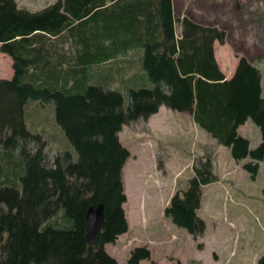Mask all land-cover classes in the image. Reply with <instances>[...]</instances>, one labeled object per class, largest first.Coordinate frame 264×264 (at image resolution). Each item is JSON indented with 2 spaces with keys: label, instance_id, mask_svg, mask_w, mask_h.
I'll use <instances>...</instances> for the list:
<instances>
[{
  "label": "trees",
  "instance_id": "trees-1",
  "mask_svg": "<svg viewBox=\"0 0 264 264\" xmlns=\"http://www.w3.org/2000/svg\"><path fill=\"white\" fill-rule=\"evenodd\" d=\"M214 40L224 35L178 20L173 0H55L37 11L0 0V52L13 72L0 79V264H117L104 245L127 229L122 170L129 151L118 133L161 106L189 114L235 162L248 159L243 169L255 178L264 160L260 73L240 57L225 79ZM30 100L53 104L67 141L52 165L42 134L28 126ZM248 119L260 132L253 149L237 134ZM200 160L163 211L194 238L204 229L202 187L218 181L210 159ZM100 203L104 227L90 246L84 215ZM148 258L146 247H135L127 264ZM255 264H264V252Z\"/></svg>",
  "mask_w": 264,
  "mask_h": 264
},
{
  "label": "rangeland",
  "instance_id": "rangeland-1",
  "mask_svg": "<svg viewBox=\"0 0 264 264\" xmlns=\"http://www.w3.org/2000/svg\"><path fill=\"white\" fill-rule=\"evenodd\" d=\"M54 1L15 0L18 7L30 11ZM173 6L178 20L189 17L224 35L219 52L225 79L232 76L240 57L259 70L264 98V0H173ZM133 72H126L124 79ZM11 75V59L0 52V78ZM117 86L115 83L113 87ZM27 106L28 126L42 134V153L52 165L67 143L54 124V106L32 100ZM248 123L253 128L242 127L237 134L253 149L260 143V132L251 120ZM118 138L130 152L122 170L123 193L128 197L125 210L122 206L127 229L114 243L104 245V251L117 264H127L137 246L149 251V258L139 264H255L264 252V161L252 179L243 169L248 159L235 162L228 148L195 125L189 114L164 106L146 120L122 125ZM204 158L210 159L218 181L202 190L197 215L204 229L194 238L162 216L172 193L187 187L192 165ZM141 195L145 212L139 210Z\"/></svg>",
  "mask_w": 264,
  "mask_h": 264
},
{
  "label": "water",
  "instance_id": "water-1",
  "mask_svg": "<svg viewBox=\"0 0 264 264\" xmlns=\"http://www.w3.org/2000/svg\"><path fill=\"white\" fill-rule=\"evenodd\" d=\"M85 241L88 245L93 246L99 232L104 227V208L103 204L96 207H89L85 211Z\"/></svg>",
  "mask_w": 264,
  "mask_h": 264
},
{
  "label": "crops",
  "instance_id": "crops-1",
  "mask_svg": "<svg viewBox=\"0 0 264 264\" xmlns=\"http://www.w3.org/2000/svg\"><path fill=\"white\" fill-rule=\"evenodd\" d=\"M220 45H219V42H217V40H214L213 42H212V49H213V58H214V60H215V62H216V64H217V66H218V68H219V70L223 73V71L221 70L222 68H223V65H224V61H223V59L221 60V58H223V57H220V52H219V50H220V47H219ZM227 60V59H226ZM236 64H237V62H236ZM13 73V72H12ZM223 75L225 76V74L223 73ZM12 76V75H11ZM11 78V77H10ZM10 78H8V79H10ZM261 90H262V86H261ZM162 107V106H161ZM159 109H160V107H159ZM158 109V110H159ZM190 116V115H189ZM191 118V117H190ZM245 126H250V128H253L252 127V125L251 124H249L248 123V120H246L241 126H239V128L237 129V132L239 133V131H240V129L242 128V127H245ZM249 142V141H248ZM249 148H250V143H249ZM264 161V160H263ZM261 163V162H260ZM206 186V185H205ZM205 186H203L202 187V190L204 189V187ZM125 197L126 198H128L126 195H125ZM138 201H139V210H141V211H143V212H145V208H144V204H143V202H144V198H143V196L141 195L140 197H138ZM125 204H126V201L123 203V209H124V206H125ZM125 210V209H124ZM126 212V211H125ZM128 217V216H127ZM131 217V216H130ZM129 218V217H128ZM162 218L163 219H165V217L164 216H162ZM133 221V220H132ZM131 221V222H132ZM130 224V223H129ZM133 224H134V222H133ZM119 237V236H118Z\"/></svg>",
  "mask_w": 264,
  "mask_h": 264
}]
</instances>
